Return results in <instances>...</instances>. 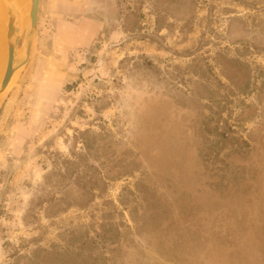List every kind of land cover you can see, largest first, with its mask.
<instances>
[{
	"label": "rangeland",
	"instance_id": "1",
	"mask_svg": "<svg viewBox=\"0 0 264 264\" xmlns=\"http://www.w3.org/2000/svg\"><path fill=\"white\" fill-rule=\"evenodd\" d=\"M37 248L264 264V0H40L0 94V264Z\"/></svg>",
	"mask_w": 264,
	"mask_h": 264
},
{
	"label": "water",
	"instance_id": "2",
	"mask_svg": "<svg viewBox=\"0 0 264 264\" xmlns=\"http://www.w3.org/2000/svg\"><path fill=\"white\" fill-rule=\"evenodd\" d=\"M3 1L5 6L6 59L3 67L0 68V94L6 91L19 68L27 63L35 40L40 2V0H27V3L24 2L23 4L19 0ZM25 29L26 37L21 49L17 51L20 35ZM18 54H22V60L16 63Z\"/></svg>",
	"mask_w": 264,
	"mask_h": 264
},
{
	"label": "trees",
	"instance_id": "3",
	"mask_svg": "<svg viewBox=\"0 0 264 264\" xmlns=\"http://www.w3.org/2000/svg\"><path fill=\"white\" fill-rule=\"evenodd\" d=\"M84 157L80 156V159L82 160ZM71 160H64V164H65V168L63 169L62 172H53V173H49L48 175L45 176V184H49L53 187H57L59 184H62L65 180H67L66 178L69 179L70 176H72V174L74 173H70L69 172V166L73 165L72 162H70ZM57 174L59 176L58 181L56 182H52V180L50 179L51 176ZM75 180H78L81 178V176L79 175L78 172L75 173L74 176ZM105 188V183L101 182H91V184H85L84 188H81V194L82 195H86V194H90V195H94L95 191H103ZM64 199L63 198H50L49 200L46 201L47 206L44 208V212L45 215L47 216H51L54 215L55 213L58 212H64L67 208H69L71 206L70 203H63ZM31 205V203H30ZM41 205V204H40ZM36 206V205H35ZM42 207V206H40ZM33 208V207H32ZM32 210H30V208L27 210L26 215L24 216L23 220L25 223H27V218L28 214L31 212ZM79 251L77 252V255H82L80 252V246L78 247ZM40 253H43L45 257L40 258ZM66 252L63 251L62 253L60 252H55V251H47L45 249H35L32 252L31 257L27 258V262L26 264H70V260L69 257H64L67 256V254H65ZM64 254V255H63ZM75 255V257L77 256Z\"/></svg>",
	"mask_w": 264,
	"mask_h": 264
},
{
	"label": "bare ground",
	"instance_id": "4",
	"mask_svg": "<svg viewBox=\"0 0 264 264\" xmlns=\"http://www.w3.org/2000/svg\"><path fill=\"white\" fill-rule=\"evenodd\" d=\"M20 3L25 2V0H19ZM5 6L4 1L0 0V65L3 67L6 59V41H5Z\"/></svg>",
	"mask_w": 264,
	"mask_h": 264
}]
</instances>
